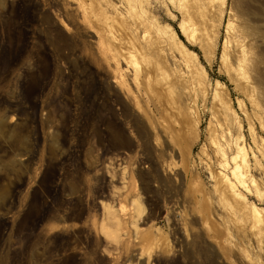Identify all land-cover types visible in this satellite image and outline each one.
<instances>
[{"label":"rangeland","instance_id":"1","mask_svg":"<svg viewBox=\"0 0 264 264\" xmlns=\"http://www.w3.org/2000/svg\"><path fill=\"white\" fill-rule=\"evenodd\" d=\"M130 30L154 42L136 64ZM15 32L23 52L0 60V264H264L246 216L264 219V0H0V57ZM151 60L165 75L135 81ZM239 145L247 209L208 175L228 174Z\"/></svg>","mask_w":264,"mask_h":264},{"label":"bare ground","instance_id":"2","mask_svg":"<svg viewBox=\"0 0 264 264\" xmlns=\"http://www.w3.org/2000/svg\"><path fill=\"white\" fill-rule=\"evenodd\" d=\"M190 32H191L190 34L192 36H194L200 32L199 24L196 21L193 23V26H192ZM135 35H136V31L130 30V36L127 37L125 40V47H124V53H123L125 60H127L128 63H131V64H136L140 58H142L143 60H146V57L144 55L147 51L151 55H152L151 52H155V48H154V44H153L154 42L152 40H150L148 36H146L144 34L140 39H136ZM240 49L242 50V54L239 56L238 62L236 63V69L239 71V73H240V71L243 72L244 68H246L249 64V62H248L249 59L244 54V48L241 47ZM248 68H246V69L249 70L250 68L249 69ZM246 69H245V72H247ZM152 74H157V76L161 75V77L165 75L163 67L158 62L151 60L148 63L147 69H145L143 72H141V74L140 73L135 74L134 80L135 81L140 80V76L150 78V76ZM236 74H237V71H236ZM244 74H242V77H241V75H239V77L244 78V76H245ZM247 74L248 73H246V76H247ZM164 86L167 88L166 85H164ZM167 89H169V88H167ZM251 89H253L252 86H251ZM254 93H255V91H254ZM213 133H214V131H213ZM214 134H212V136ZM215 136L216 135H214L213 138ZM216 139L214 138V141H213V139H212V141L214 142V145L216 146L217 151L220 152V150H221V153L224 156V151H223L222 147L220 146V144L217 142L218 140L216 141ZM213 142H212V144H213ZM223 163H224L223 166H225V165H228L229 162L227 161V159H224ZM230 164H231V167H230L228 174H225L222 170H219L215 174L212 173L213 171L211 173L208 172V173H210L208 175H209L211 182H212V188H213L212 190L213 191L216 190V194L219 193L218 194V195H220L219 197H223V199L225 201H229L230 205L232 203V205H235V204L240 205L241 209H247L245 202H244V198L242 197L240 190H239L242 187L247 188V185H249V183H248V179H249L248 178V174H249L248 154L242 145H239L237 147L235 155L232 157ZM251 183L255 184V181L252 180ZM233 208L231 207V210ZM236 208H237V206H236ZM246 211H247L246 216L251 218L252 228H253L254 232L256 233V235L257 236H260V235L264 236V219L260 216V212L254 206H252L250 209H247ZM231 212H233V211H231ZM243 212H245V210ZM243 212H242V214H243ZM235 213H237V212H235Z\"/></svg>","mask_w":264,"mask_h":264},{"label":"trees","instance_id":"3","mask_svg":"<svg viewBox=\"0 0 264 264\" xmlns=\"http://www.w3.org/2000/svg\"><path fill=\"white\" fill-rule=\"evenodd\" d=\"M16 8H17L18 15L20 16H26V12H29L27 11L28 9H26L24 2H18L16 5ZM13 37H14V40H13L12 45H8V44L4 45L3 53L0 57L1 61L5 60L6 58L15 59L19 57V55L23 52L24 47H25V42H22L21 38L18 35V32H15ZM41 85H42V82H40L38 86H36L38 91L41 89ZM26 88L27 87L25 85V90ZM52 176H53V169H50V168L46 169L43 172L40 178V181H39L41 186H44L46 183H48V181L52 178ZM35 191H38V189L37 190L35 189Z\"/></svg>","mask_w":264,"mask_h":264}]
</instances>
